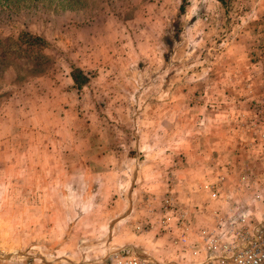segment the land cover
I'll return each instance as SVG.
<instances>
[{
    "label": "rangeland",
    "instance_id": "1",
    "mask_svg": "<svg viewBox=\"0 0 264 264\" xmlns=\"http://www.w3.org/2000/svg\"><path fill=\"white\" fill-rule=\"evenodd\" d=\"M261 134L264 0H0V256L184 264L264 221Z\"/></svg>",
    "mask_w": 264,
    "mask_h": 264
},
{
    "label": "built area",
    "instance_id": "2",
    "mask_svg": "<svg viewBox=\"0 0 264 264\" xmlns=\"http://www.w3.org/2000/svg\"><path fill=\"white\" fill-rule=\"evenodd\" d=\"M252 122L250 129L256 128ZM264 139V134H261ZM244 180V176L240 177ZM215 198L217 190L204 186ZM168 202V201H165ZM182 223V222H181ZM183 230L175 236L172 244L188 250L189 260L184 264H264V221L254 222L243 211L229 207L222 213H214L208 226ZM193 232V233H192ZM189 233L195 240L189 239ZM197 240V241H196ZM197 243V244H196ZM0 264H178L144 257L128 249L111 252L93 260L76 262L44 259L38 256H0Z\"/></svg>",
    "mask_w": 264,
    "mask_h": 264
},
{
    "label": "trees",
    "instance_id": "3",
    "mask_svg": "<svg viewBox=\"0 0 264 264\" xmlns=\"http://www.w3.org/2000/svg\"><path fill=\"white\" fill-rule=\"evenodd\" d=\"M219 4H221L222 6L225 5V0H216ZM70 79L72 80L73 84L77 86H80V84L84 83L87 81V79L85 78V76L82 75L81 71L78 69H74L71 73H70Z\"/></svg>",
    "mask_w": 264,
    "mask_h": 264
},
{
    "label": "crops",
    "instance_id": "4",
    "mask_svg": "<svg viewBox=\"0 0 264 264\" xmlns=\"http://www.w3.org/2000/svg\"><path fill=\"white\" fill-rule=\"evenodd\" d=\"M257 120H258V119L254 120V121H257ZM204 186H207V185H206V184H205V185L202 184V186H200V187H201L200 189H201L202 191H206V190H208V189H204ZM206 192H207V191H206ZM202 193H203V192H202ZM208 195H209V197H211V196H210V193H209ZM206 208H207V206H206ZM208 208H209V209H212V208H210V207H208ZM209 209H208V210H209ZM212 211H213V210H212ZM212 211H211V212H212ZM211 212H208V213H211ZM205 213H206V211H205Z\"/></svg>",
    "mask_w": 264,
    "mask_h": 264
}]
</instances>
